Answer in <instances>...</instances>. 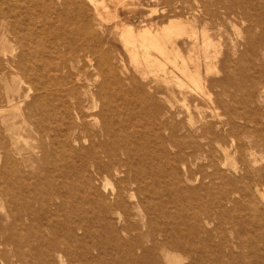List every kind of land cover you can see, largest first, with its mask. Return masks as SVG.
<instances>
[{"label": "rangeland", "instance_id": "obj_1", "mask_svg": "<svg viewBox=\"0 0 264 264\" xmlns=\"http://www.w3.org/2000/svg\"><path fill=\"white\" fill-rule=\"evenodd\" d=\"M103 1L135 30L190 19L198 45L190 50L187 42L181 54L201 74L206 92L193 88L184 101L174 97L162 71L131 59L115 19L96 15L86 0L81 9L68 3L67 19L58 23L72 32L62 34L76 44L91 42L94 66L107 61L131 97L141 96L149 107L129 128L142 169L129 173L137 182L127 181L123 191L120 175L99 174L83 156L72 162L56 148L52 130L49 138L22 122L25 104L41 89L0 53V107L8 108L5 91L12 86L10 99L22 114L15 119L20 153L8 161H17L22 177L15 179L25 181L24 190L10 189L15 174L1 171L0 149V240L9 233L25 239L0 245V264H264V0H124L123 7ZM202 29L211 45L202 46ZM160 61L168 75L183 79L172 63ZM87 76L94 85L102 80L92 67ZM1 129L10 146L13 139ZM71 144L74 151L81 145Z\"/></svg>", "mask_w": 264, "mask_h": 264}, {"label": "bare ground", "instance_id": "obj_2", "mask_svg": "<svg viewBox=\"0 0 264 264\" xmlns=\"http://www.w3.org/2000/svg\"><path fill=\"white\" fill-rule=\"evenodd\" d=\"M86 1L93 6L96 15L103 14L107 19H115L114 29H117L118 37L121 38L131 59L137 64L151 67L154 72L162 71L161 79L166 85L171 86L168 88L174 97L179 95L184 101L192 94L193 88L205 94L201 74L199 75L197 69L191 70L181 54L182 45L187 42L190 43V50L198 45L196 29L190 19L170 18L160 27L143 26L135 30L131 25L119 21L117 7L114 11H109L103 0ZM113 1L116 6L122 7L125 2ZM57 2L58 0H0V53L9 55V62L16 65L18 73L25 76L32 86L41 89L40 94L25 104L28 112L23 116L18 111L17 101L10 99L16 89L12 86L6 87L4 98L7 101L6 106L10 109L0 107V129L5 126L4 130L9 132V137L13 141L9 146L0 139V149L3 153L1 171L8 170L4 175L8 174L9 177L15 174L12 182L6 181L11 184L10 189L14 187L21 191L25 187L24 179L20 181L15 179L19 171L17 161H8V157L13 156V151L20 153L15 147L19 137L15 119L21 114L22 122L28 124L31 129L46 132L48 136L49 130H52L56 148L67 153L72 162L76 163L75 161L82 156L89 158L92 161L91 166L99 174L112 172L116 176L120 175L118 180L125 185L121 189L127 191V181L137 182L136 175L129 176V173L132 171L133 174H138L142 169V163L137 158L138 144L131 139L129 128L142 121L149 107L141 96L131 97L129 90L125 88L126 82L121 80L116 71L108 68L107 61L99 60L94 66L95 51L91 42L83 39L80 44H76L75 39L72 41L68 34H62V29L71 30L58 23L67 19L65 15L70 11L68 3L81 9L82 0ZM201 34L202 46L211 45L205 29H202ZM10 38L13 43H9ZM60 46L66 49L62 51L63 54L60 53ZM157 56H161L162 59ZM160 60L172 63L183 79L176 75H168ZM91 67L102 76V80L96 85L87 76V69ZM107 68L110 70L109 73L106 72ZM112 85L117 87L113 88ZM28 94L25 93L23 98L28 97ZM45 97H50L49 101H45ZM167 102L169 108L166 107L164 114L169 115L171 114L169 109H172L173 105L169 100ZM184 107L187 111L190 108L187 105ZM36 108L40 109L41 113ZM7 110L9 112L4 113ZM83 141L87 144L83 145ZM72 142L81 144L76 151L73 150ZM41 150L44 157L45 149ZM249 155L255 156L253 152H249ZM232 167L235 168V164ZM18 174L22 177L21 173ZM3 196L4 193L1 191L0 206L4 201ZM24 241L21 235L13 238L9 233L2 237L0 245L3 247L13 243L18 245ZM30 251L32 255L34 249Z\"/></svg>", "mask_w": 264, "mask_h": 264}]
</instances>
